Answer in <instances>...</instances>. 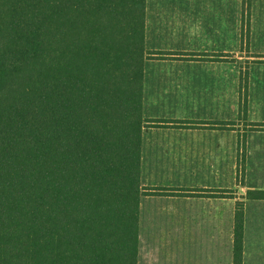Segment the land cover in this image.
Returning <instances> with one entry per match:
<instances>
[{"label": "trees", "instance_id": "16d2710c", "mask_svg": "<svg viewBox=\"0 0 264 264\" xmlns=\"http://www.w3.org/2000/svg\"><path fill=\"white\" fill-rule=\"evenodd\" d=\"M164 55L144 0H0V264H136L143 62Z\"/></svg>", "mask_w": 264, "mask_h": 264}, {"label": "crops", "instance_id": "0c3cea01", "mask_svg": "<svg viewBox=\"0 0 264 264\" xmlns=\"http://www.w3.org/2000/svg\"><path fill=\"white\" fill-rule=\"evenodd\" d=\"M144 0L136 264H264V0ZM247 71L245 110L242 73Z\"/></svg>", "mask_w": 264, "mask_h": 264}, {"label": "rangeland", "instance_id": "374dc122", "mask_svg": "<svg viewBox=\"0 0 264 264\" xmlns=\"http://www.w3.org/2000/svg\"><path fill=\"white\" fill-rule=\"evenodd\" d=\"M249 13H250V11H249ZM249 17H250V14H249Z\"/></svg>", "mask_w": 264, "mask_h": 264}]
</instances>
